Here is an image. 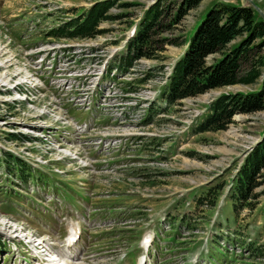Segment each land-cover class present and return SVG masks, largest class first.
Here are the masks:
<instances>
[{
    "label": "rangeland",
    "instance_id": "374dc122",
    "mask_svg": "<svg viewBox=\"0 0 264 264\" xmlns=\"http://www.w3.org/2000/svg\"><path fill=\"white\" fill-rule=\"evenodd\" d=\"M92 1L0 0V149L12 154L21 152L31 164L42 163L55 169L57 173L50 167L43 171L49 172L51 178L46 181L52 186L53 182L68 183L73 198L62 199L64 205H74L80 211L88 200L84 191H88L96 202L105 201L125 210L120 213L121 222L117 226L102 232L105 237L102 261L90 264L114 261L131 264L128 256L122 260L116 257L146 229L159 238L164 236V241L157 239L153 243L154 250L148 251L145 264H199L202 249V252H211L212 264L218 261L221 264H264V196L261 194L264 186L253 190L255 204L248 207L233 208L224 188L218 192L213 205L209 197H203L207 189L226 183L229 174L234 172L232 164L239 162L259 141L264 132V108L234 114L224 130L193 134L188 128L191 120L214 97L252 91L256 85L214 88L171 105L159 98L149 101L152 94L162 88L168 69L184 50V46L171 42L180 41L191 32L214 3L246 4V1L201 0L174 23L171 17L181 0L163 1L168 6L153 34L154 47L161 48L156 52L158 57L139 59L127 72L118 74V80L106 77L96 91L93 77L98 68L123 47L132 30L131 22L135 23L143 10L156 0H125L130 2L127 7L116 2L109 13L123 15L101 22L99 27L105 32L95 37L69 39L49 35L50 28L81 13ZM251 1L262 16L253 8L254 11L264 21V0ZM261 53L264 55V47ZM43 56L46 60L40 64ZM211 60L212 56L207 58L208 63ZM58 61L59 66H54ZM33 81L39 82L41 87H30ZM127 81L132 83L130 88ZM98 112L111 117L124 116L126 119L120 128L145 134L140 139L131 138L108 148L106 161L102 163L105 170L110 168L108 173L90 174L86 167H80L82 163L75 154L58 148L49 136L35 128L37 124L57 126V122L70 126L79 117L85 119ZM148 114L151 119L145 120ZM8 132L15 138L9 140ZM148 133L153 135L147 136ZM94 139L92 132L88 140L93 145ZM92 144L85 149H92ZM118 145V150L111 153ZM5 172L0 167V264H42L37 253L26 246L18 245V252L13 249L8 235L13 236L18 227L11 221L17 219L19 224L29 228V233L53 240L61 210L52 203L49 211H43L40 203L43 198L38 194L44 191L36 190L35 185L30 188L27 185L26 190L17 176L6 178ZM142 181L150 182L151 187L141 185ZM34 189L38 194L27 193ZM55 191L61 195L63 188L55 186ZM199 196L204 198L203 207L200 206L203 201L196 202ZM163 215L171 222L169 228L160 219ZM14 227H17L15 232L11 231ZM225 248L231 250L230 255L224 252ZM200 262L208 264L203 259Z\"/></svg>",
    "mask_w": 264,
    "mask_h": 264
},
{
    "label": "trees",
    "instance_id": "16d2710c",
    "mask_svg": "<svg viewBox=\"0 0 264 264\" xmlns=\"http://www.w3.org/2000/svg\"><path fill=\"white\" fill-rule=\"evenodd\" d=\"M163 1L156 0L147 6L140 18L135 21L134 34L129 37L124 48L114 56L109 69L116 67L125 72L141 58H156L153 34L159 28V18L165 7ZM201 0H181L171 17L172 23L188 10L198 6ZM125 0H97L81 13L49 30V35L69 38H90L104 33L100 23L120 18L123 14L113 15L109 9ZM171 44L184 46L183 52L175 60L166 83L159 92V98L174 104L186 97H194L211 89L235 84L256 85L252 91L223 93L214 97L204 108L203 113L193 118L189 128L193 134L207 131L224 130L232 122L236 113H252L264 108V21L246 4L217 2L205 13L199 24L180 41ZM212 56L210 63L207 58ZM142 80V79H141ZM140 80V81H141ZM7 138H15L7 133ZM234 173L229 176L227 195L232 207L255 204L257 186H264V132L259 141L251 146L239 162L232 164ZM0 167L9 174L26 182L37 178V173L20 158L0 150ZM150 182H141L150 188ZM225 186L219 183L209 190L211 204L218 192ZM264 196V187L261 191ZM264 218V209H263ZM1 243V242H0Z\"/></svg>",
    "mask_w": 264,
    "mask_h": 264
},
{
    "label": "bare ground",
    "instance_id": "6f19581e",
    "mask_svg": "<svg viewBox=\"0 0 264 264\" xmlns=\"http://www.w3.org/2000/svg\"><path fill=\"white\" fill-rule=\"evenodd\" d=\"M60 256H57V259L55 260V263L57 264H62L64 262L66 263H71V264H84L81 263V261L77 260V259H73L70 255L68 256V250H64L62 252L59 253ZM51 257V255H50Z\"/></svg>",
    "mask_w": 264,
    "mask_h": 264
},
{
    "label": "water",
    "instance_id": "95a60500",
    "mask_svg": "<svg viewBox=\"0 0 264 264\" xmlns=\"http://www.w3.org/2000/svg\"><path fill=\"white\" fill-rule=\"evenodd\" d=\"M245 1H246V5L251 6L252 8H254L262 16V13L253 5L251 0H245Z\"/></svg>",
    "mask_w": 264,
    "mask_h": 264
}]
</instances>
